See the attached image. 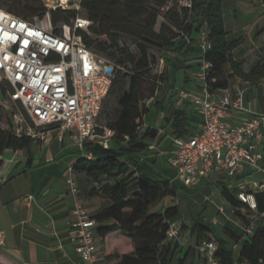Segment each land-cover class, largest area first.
<instances>
[{
    "label": "trees",
    "instance_id": "1",
    "mask_svg": "<svg viewBox=\"0 0 264 264\" xmlns=\"http://www.w3.org/2000/svg\"><path fill=\"white\" fill-rule=\"evenodd\" d=\"M166 1L79 0L89 21L88 33L83 36L86 46L115 66L100 113L107 120L104 125L113 131L110 143L104 147L95 141H84L83 150L90 157L80 154L72 164L79 199L104 201L90 214L102 246L103 264H185L189 252L197 253L194 247L204 240L216 242L217 264H264V209L259 210L256 199L257 211L249 210L238 197L244 190L225 183H218L216 188L243 225L241 232H233L232 242H228L202 222L191 227L182 224L181 232H189L190 246L174 261L180 246L167 240L166 232L168 222L180 219L176 198L185 186L157 169L156 158H144L151 145L161 146L169 135L186 136L193 128L187 112L176 109L172 102L164 103L165 88L161 84L169 81L168 59L177 55L180 40L187 38L195 46L196 36L204 31L209 48L202 52L198 47V69L200 60H204L208 64L206 82L210 89L224 90L230 89L235 77L246 82L264 78V46L246 71L244 61L234 58V51L244 39L226 29L223 0H192L190 7L169 8L161 13ZM0 8L31 22L47 11L41 0H0ZM48 13L53 26L70 23L79 14L75 9L60 7L49 9ZM160 16L163 21L155 30ZM263 30L264 23L259 32ZM155 52L164 58L163 67L158 76H151L159 64ZM150 99L158 113L164 112V124L169 130L162 135L155 125L145 122L150 108L146 101ZM7 124L4 127L0 123V167L4 152L11 149L26 153V166L30 168L38 140L17 135L12 124ZM167 201L170 203L165 204ZM250 225L252 231L245 233ZM114 233L121 236L125 250L109 246ZM238 242L234 252L232 246Z\"/></svg>",
    "mask_w": 264,
    "mask_h": 264
},
{
    "label": "built area",
    "instance_id": "2",
    "mask_svg": "<svg viewBox=\"0 0 264 264\" xmlns=\"http://www.w3.org/2000/svg\"><path fill=\"white\" fill-rule=\"evenodd\" d=\"M67 1L60 0L58 6L67 9ZM191 1L186 0L185 6L190 7ZM75 10L79 12V3ZM88 26V19L80 13L70 23L53 26L48 12L31 22L0 8V90L4 88V100L7 97L26 110L34 125L23 127L21 118L10 115L14 132L45 144L52 139L62 142L68 134L80 154L89 158L90 153L83 150L84 141L107 147L113 135L99 119L114 66L86 46L83 36L88 33ZM197 45L202 52L209 48L204 31ZM207 69L208 64L200 60L199 69L192 74V79L199 83V93L184 88L175 92L194 108L202 122L186 136H168L171 153L167 164L175 173L174 181L193 187L211 173L224 172L233 177L244 170L264 176L263 155L258 148L264 140V112L253 111L239 89L211 90L206 82ZM150 102L151 99L146 104ZM232 112H246L250 117L232 123L228 120ZM53 132L54 136L50 135ZM159 132L164 134L161 129ZM65 183L72 201L69 242L77 255L76 264H102L96 223L79 199L72 165L65 171ZM253 186L254 189L241 188L242 199L249 210L256 212L257 186ZM252 229L250 225L244 232L250 233ZM181 233L178 221L168 222L167 240L179 244ZM1 246L4 239L0 232ZM238 246L239 242L233 244L232 250L236 252ZM194 248L205 264H217L214 240H204ZM0 264H4L1 259Z\"/></svg>",
    "mask_w": 264,
    "mask_h": 264
},
{
    "label": "crops",
    "instance_id": "3",
    "mask_svg": "<svg viewBox=\"0 0 264 264\" xmlns=\"http://www.w3.org/2000/svg\"><path fill=\"white\" fill-rule=\"evenodd\" d=\"M222 10L226 29L231 34L242 36L244 39L241 46L234 51V58L244 61L246 65L247 56L253 52L259 55L264 46V30L259 32L264 23V0H223ZM201 33L196 36L197 39ZM236 53L240 55L236 56ZM199 54L198 46H193L186 38L180 40L177 55L174 56L181 59L179 69L183 74L182 88L193 93L200 92L199 83L190 86L193 82L192 74L198 70ZM174 84L170 81L167 85L161 84L162 88H165L164 103L172 102L176 109L187 112L193 127L190 133H193L201 125V118L187 101L177 97L175 94L177 88ZM237 89L230 90L234 92ZM254 94L256 97L257 94ZM244 99L246 101L245 97ZM247 103L253 111L264 112V105L260 102L247 101ZM158 114V119L155 117V122L151 123L164 132L168 131V127L164 124V112ZM249 117L250 114L246 112H232L228 120L237 123ZM146 119L145 117V122L150 123ZM166 142L167 149L170 150L171 145L166 138L161 146L151 145L149 152L144 156L145 159L156 158L157 169L163 166L159 162L157 152ZM258 148L262 152L261 162L264 165V140L258 143ZM8 154L9 158L2 156L3 163L0 167V232L4 239V246L0 247L1 261L4 264H76L77 255L69 242L68 222L72 201L65 183V171L80 156L77 145L68 134H65L62 142L55 139L48 144L38 141L32 151L30 168L26 166L27 154L23 151L8 149L3 155ZM164 167L166 169L164 168L162 173L165 176L170 175L174 180L173 169ZM255 173L244 170L233 177H227L224 172L211 173L196 184L215 178L218 181L215 187L218 183H225L232 187L254 189L253 185L256 182L248 179ZM88 201H90L88 202L90 210H87L91 214V211L97 210L98 206L95 198ZM219 211L222 212V208H219ZM96 243L103 253L97 237Z\"/></svg>",
    "mask_w": 264,
    "mask_h": 264
},
{
    "label": "rangeland",
    "instance_id": "4",
    "mask_svg": "<svg viewBox=\"0 0 264 264\" xmlns=\"http://www.w3.org/2000/svg\"><path fill=\"white\" fill-rule=\"evenodd\" d=\"M43 6L47 9V11L44 13L46 14L49 9H55L58 8V3L60 0H41ZM79 3V0H68L67 1V7L69 9H75L77 4ZM186 0H167L166 5L160 9L161 13H164L169 8H175L179 10L182 6H185ZM55 7V8H53ZM61 8V7H60ZM79 13L82 15H85L84 11L80 8ZM230 15V14H229ZM226 20L228 22V17H226ZM163 21V18L160 16L157 19V25L155 27V30H158L159 24ZM127 43L130 45V47H133V44H131V41L129 39H126ZM157 57L159 58V64L154 68L152 71L151 76L155 75L158 76L162 67H163V60L164 58H160V54L155 52ZM240 55V53H236V56ZM242 55V54H241ZM98 58L104 59L103 57L97 55ZM258 53L253 52L250 55L247 56L246 65L243 66V68L248 71L254 61L258 58ZM168 63L170 65L169 70V76H170V83H175V87L182 88L184 86L183 82V74L182 70L179 69L181 66V59L176 58L174 56H170L168 59ZM113 64V63H112ZM114 66V64H113ZM183 66V65H182ZM184 67V66H183ZM115 68V66H114ZM192 86L193 84L197 83L194 79L192 80ZM230 89L238 88L239 90L243 91L244 97L247 101H251L252 103L260 102L264 105V78L261 81H243L240 78H232ZM257 96L255 97V94ZM8 104H7V102ZM4 100V94L0 90V123L2 126L7 127V123L10 122V124L13 123V117L12 115H17L18 118L22 119V126H34L33 122L29 118L26 110L18 104H13L9 101V99L6 97ZM149 105V112L146 114V120L148 122H155V117L158 119V112L157 109L154 106ZM4 109V110H3ZM7 110V111H5ZM11 115V116H10ZM107 120L104 115H101L99 122L105 123ZM9 124V125H10ZM50 135L54 136V132L50 133ZM12 152H9V154ZM159 162L161 163L162 168L161 171L163 172V169L166 167H169L167 164V158L171 153V149H167V142L164 144L163 147L159 149ZM3 155L5 158H9L10 155ZM166 169V168H165ZM165 172V171H164ZM166 174V173H165ZM249 181L256 182L257 191L255 192V197L259 204V210L264 209V176L261 173L256 172ZM218 181L212 178L207 179L206 181L202 182L201 184H196L193 187H183L180 194L176 198V203H178L180 207V219L178 222L180 225L184 224L187 227L193 226V223L195 222H202L203 224L211 227L213 232L218 235L219 237L225 239L228 242H232V234L233 232L240 233L242 229V224L239 222V220L233 215V213L230 210V207L227 203V201L223 198L219 190L215 187V184ZM259 185H261L259 187ZM238 197L243 201V192H240L238 194ZM97 202V206L104 204V201H102L99 198H95ZM84 206L90 210L88 205V198H82L81 199ZM244 202V201H243ZM170 202L167 201L165 204H169ZM219 208H222V212L219 211ZM96 211V210H95ZM94 210L91 211V214L95 212ZM245 212V211H243ZM257 222L262 223V219H258ZM114 236H111L109 240V246L111 248H116L117 250H125L127 246H125L124 243L121 241V236H119L117 233L112 234ZM126 243V242H125ZM108 246V245H107ZM180 251L176 255L175 262L179 257H182L184 252L188 249L190 246L189 242V232L188 230H185L181 233V238L179 242ZM205 264L203 259L195 253L190 251L189 256L187 257V260L185 261V264Z\"/></svg>",
    "mask_w": 264,
    "mask_h": 264
},
{
    "label": "water",
    "instance_id": "5",
    "mask_svg": "<svg viewBox=\"0 0 264 264\" xmlns=\"http://www.w3.org/2000/svg\"><path fill=\"white\" fill-rule=\"evenodd\" d=\"M108 71H110V69H108Z\"/></svg>",
    "mask_w": 264,
    "mask_h": 264
}]
</instances>
